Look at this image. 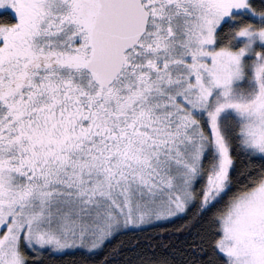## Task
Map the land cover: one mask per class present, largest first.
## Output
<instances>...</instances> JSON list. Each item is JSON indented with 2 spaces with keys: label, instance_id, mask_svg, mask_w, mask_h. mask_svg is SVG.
<instances>
[{
  "label": "snow or ice",
  "instance_id": "snow-or-ice-1",
  "mask_svg": "<svg viewBox=\"0 0 264 264\" xmlns=\"http://www.w3.org/2000/svg\"><path fill=\"white\" fill-rule=\"evenodd\" d=\"M0 264H264V0H0Z\"/></svg>",
  "mask_w": 264,
  "mask_h": 264
},
{
  "label": "trees",
  "instance_id": "trees-1",
  "mask_svg": "<svg viewBox=\"0 0 264 264\" xmlns=\"http://www.w3.org/2000/svg\"><path fill=\"white\" fill-rule=\"evenodd\" d=\"M147 233H151L153 230L152 229H146L145 230ZM78 259L79 258V254H77L75 257H73V256H68V257H66L65 259L66 260H68V261H71L72 259Z\"/></svg>",
  "mask_w": 264,
  "mask_h": 264
}]
</instances>
